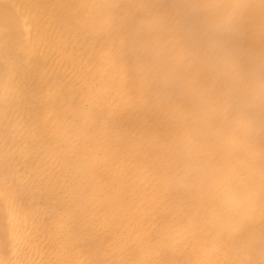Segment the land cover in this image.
Returning <instances> with one entry per match:
<instances>
[{"label": "bare ground", "instance_id": "1", "mask_svg": "<svg viewBox=\"0 0 264 264\" xmlns=\"http://www.w3.org/2000/svg\"><path fill=\"white\" fill-rule=\"evenodd\" d=\"M221 16L227 54L204 42ZM254 53L264 0H0V264L264 260V216L239 223L216 189L232 171L264 190V106L229 95Z\"/></svg>", "mask_w": 264, "mask_h": 264}, {"label": "clouds", "instance_id": "2", "mask_svg": "<svg viewBox=\"0 0 264 264\" xmlns=\"http://www.w3.org/2000/svg\"><path fill=\"white\" fill-rule=\"evenodd\" d=\"M186 11L197 13L200 9L197 5H184ZM243 10L239 3L231 5L225 11V15L235 20ZM234 29L228 26L226 20L221 17H213L207 21V31L204 35L206 47L213 53L227 54L225 38L234 35ZM247 75L241 73L235 81L234 90L229 95H234L237 104L264 106V53H254L247 56ZM255 120L252 114L236 116L230 121L221 120L215 124H209L204 131L205 143L215 142L221 145L233 143L231 132L234 135L243 129L250 130ZM217 199L220 209L227 215L234 217L241 224L255 222L257 214L264 216V190H258L252 186H246L232 171L224 174L217 182ZM258 264H264L260 260Z\"/></svg>", "mask_w": 264, "mask_h": 264}]
</instances>
